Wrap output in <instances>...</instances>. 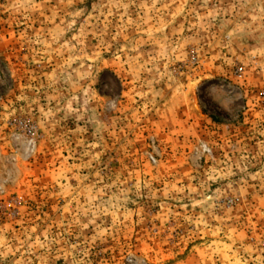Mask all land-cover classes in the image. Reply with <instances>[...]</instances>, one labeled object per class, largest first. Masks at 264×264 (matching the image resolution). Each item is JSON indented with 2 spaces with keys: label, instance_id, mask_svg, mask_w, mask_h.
<instances>
[{
  "label": "rangeland",
  "instance_id": "374dc122",
  "mask_svg": "<svg viewBox=\"0 0 264 264\" xmlns=\"http://www.w3.org/2000/svg\"><path fill=\"white\" fill-rule=\"evenodd\" d=\"M0 264H264V0H0Z\"/></svg>",
  "mask_w": 264,
  "mask_h": 264
},
{
  "label": "water",
  "instance_id": "95a60500",
  "mask_svg": "<svg viewBox=\"0 0 264 264\" xmlns=\"http://www.w3.org/2000/svg\"><path fill=\"white\" fill-rule=\"evenodd\" d=\"M193 97H194L195 102H196V101H197V97H196V95H195L194 92H193ZM194 108L198 111V106H197V104H194Z\"/></svg>",
  "mask_w": 264,
  "mask_h": 264
}]
</instances>
